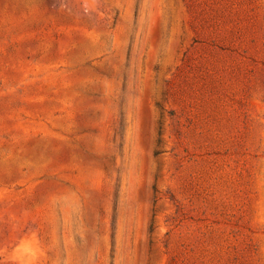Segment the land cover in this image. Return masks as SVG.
Here are the masks:
<instances>
[{"label":"rangeland","instance_id":"1","mask_svg":"<svg viewBox=\"0 0 264 264\" xmlns=\"http://www.w3.org/2000/svg\"><path fill=\"white\" fill-rule=\"evenodd\" d=\"M0 264H264V0H0Z\"/></svg>","mask_w":264,"mask_h":264}]
</instances>
